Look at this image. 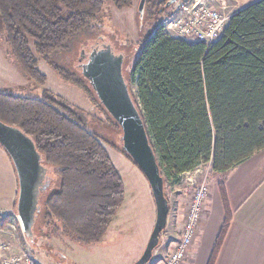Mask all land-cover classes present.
Returning a JSON list of instances; mask_svg holds the SVG:
<instances>
[{
	"label": "trees",
	"instance_id": "obj_1",
	"mask_svg": "<svg viewBox=\"0 0 264 264\" xmlns=\"http://www.w3.org/2000/svg\"><path fill=\"white\" fill-rule=\"evenodd\" d=\"M146 1L143 14L153 18L169 0ZM106 2L116 9L132 5V0H0L7 54L19 69L44 84L35 55L40 56L85 91L105 117L100 122L112 131L100 135L89 129L82 110L47 89L33 97L0 90V121L32 139L49 181L36 195L30 228L41 214L55 231L85 245L103 239L124 198L123 182L102 142L132 159L123 149L120 126L85 86L89 81L56 63L52 54L67 50L75 34L98 31ZM127 78L164 185L179 183L183 173L208 162L223 176L264 148V0L234 12L211 44L171 37L159 25L143 42ZM114 131L118 144L110 140ZM220 193L225 218L207 264H215L231 219L222 185ZM4 220L0 216V224Z\"/></svg>",
	"mask_w": 264,
	"mask_h": 264
},
{
	"label": "rangeland",
	"instance_id": "obj_2",
	"mask_svg": "<svg viewBox=\"0 0 264 264\" xmlns=\"http://www.w3.org/2000/svg\"><path fill=\"white\" fill-rule=\"evenodd\" d=\"M251 1L253 0H214L213 6L218 8L216 2L220 6H224L221 12L229 19L231 14L245 2ZM139 2L140 0H132L131 7L125 9H116L110 2H106L105 7L98 15L101 24L100 29L96 32L86 30L75 34L68 41L67 50L52 54L53 60L81 76V65L86 62V58L79 61V58H82V50L87 55L91 45L97 44L98 48L108 47L112 54L123 57V77L127 82L128 73L134 65L135 58L143 42L160 25L164 12L174 6V2L169 6H163L161 8L165 10L161 11V14L148 18L145 13L143 14V11L139 12ZM147 3L145 0L143 10L146 8ZM1 32L3 35L0 22V50H2L1 46L5 48V41L1 36ZM35 56L38 59L37 67L39 71L46 77L44 84H39L28 78L18 69L15 60L16 67L13 69L0 58V90L33 97L39 96L42 90L47 89L62 97L70 105L82 110L85 113L86 125L89 129L100 135L105 132L107 134L112 133L108 127L105 128L103 123L100 122V119H105V117L101 109L91 103L85 91L63 80L40 56ZM85 86L88 89L92 88L90 83L87 82ZM131 90L135 93L133 85H131ZM114 132L115 137L110 140L118 144V134L116 131ZM102 144L117 169L124 188L123 201L113 216L111 225L103 239L95 244H81L71 236L63 234L60 230L55 231V224L53 223V226L46 224L41 214L37 216L35 226L32 229L27 232L23 231L15 211L18 193L17 183L16 196H14V203L10 208L12 210L7 213L0 210V216L5 217L4 223L0 224V242L9 241L11 244L9 250L0 251V261L12 253L20 252L29 253L39 264H132L140 257L155 222V204L149 184L134 162L113 146L104 142ZM0 148L3 149L1 146ZM3 160L6 165L11 167L13 176L17 179L12 162L5 151ZM210 165V162L204 163L194 170L183 173L180 176L179 183L175 184L176 186L169 183L164 185V193L169 204L170 218L169 224H167L169 226L168 228L165 226L161 232L159 243L153 250L152 258L147 264L158 263L159 258L167 255L169 251L168 240L171 236L175 237L177 231L174 229L176 209L178 212L182 211L185 216L190 197L196 185L205 180L208 184L209 193L212 183L218 180L222 181V175L219 176L212 172ZM45 179H48L47 176H45ZM8 187V173L0 160V204L7 196ZM177 196L181 197L179 201ZM205 203H207V199ZM57 226L60 225L57 223ZM178 232L180 233V229ZM28 235L33 236V238L29 239Z\"/></svg>",
	"mask_w": 264,
	"mask_h": 264
},
{
	"label": "water",
	"instance_id": "obj_3",
	"mask_svg": "<svg viewBox=\"0 0 264 264\" xmlns=\"http://www.w3.org/2000/svg\"><path fill=\"white\" fill-rule=\"evenodd\" d=\"M175 1L169 0L165 6ZM144 2L140 0L139 12L143 11ZM122 62L123 57L115 56L108 47L94 49L88 60L81 65V73L89 81L100 103L120 126L123 149L149 184L155 204V222L142 254L132 263L147 264L166 226L169 204L144 122L123 77ZM0 146L14 166L18 183L16 213L22 230L27 232L31 229L36 195L47 188L49 181L45 179L32 139L19 128L0 121Z\"/></svg>",
	"mask_w": 264,
	"mask_h": 264
},
{
	"label": "crops",
	"instance_id": "obj_4",
	"mask_svg": "<svg viewBox=\"0 0 264 264\" xmlns=\"http://www.w3.org/2000/svg\"><path fill=\"white\" fill-rule=\"evenodd\" d=\"M255 1L257 0L245 2L237 10ZM215 4L221 11L223 10L224 6H220L218 2ZM1 36L4 40L2 32ZM1 47L0 58L14 69L16 67L14 59L7 54L6 44L5 48ZM3 153V149L0 148V160L7 170L9 187L5 200L0 204V210L7 213L12 210L10 208L17 192V179L13 176L11 167L4 163ZM222 177V181L218 180L210 185L197 238L192 246L191 254L182 264H207L208 262L225 218V206L220 193L221 185L225 191L226 207L231 214V219L215 264H264V148L233 167ZM177 198L179 201L181 197L177 196ZM4 205L7 207H2ZM176 212L174 228L177 230L176 236H171L168 240L167 255L178 241V231L184 220V213L178 212L177 209ZM169 218L168 213L167 228ZM167 255L159 258V262L165 261Z\"/></svg>",
	"mask_w": 264,
	"mask_h": 264
},
{
	"label": "built area",
	"instance_id": "obj_5",
	"mask_svg": "<svg viewBox=\"0 0 264 264\" xmlns=\"http://www.w3.org/2000/svg\"><path fill=\"white\" fill-rule=\"evenodd\" d=\"M214 0H176L173 8L164 12L160 26L171 37L188 42L211 44L222 34L228 17L220 8L213 6ZM208 184L204 180L196 185L185 212L178 241L165 261L154 264H182L189 255L199 231L200 220L205 209ZM9 241L0 242V251L10 249ZM0 264H39L29 253H12L4 257ZM153 264V263H152Z\"/></svg>",
	"mask_w": 264,
	"mask_h": 264
},
{
	"label": "flooded vegetation",
	"instance_id": "obj_6",
	"mask_svg": "<svg viewBox=\"0 0 264 264\" xmlns=\"http://www.w3.org/2000/svg\"><path fill=\"white\" fill-rule=\"evenodd\" d=\"M90 47L91 48H89V52L87 53V55L82 50V54H81L82 58H79V61H81L82 59H85V58H86V61H87L88 60V56H89L91 51H93L94 49H101V48H98L97 44L96 45H91Z\"/></svg>",
	"mask_w": 264,
	"mask_h": 264
}]
</instances>
